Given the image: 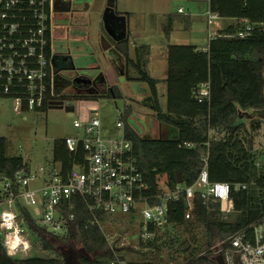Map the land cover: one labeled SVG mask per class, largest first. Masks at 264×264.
I'll return each mask as SVG.
<instances>
[{"label":"trees","instance_id":"1","mask_svg":"<svg viewBox=\"0 0 264 264\" xmlns=\"http://www.w3.org/2000/svg\"><path fill=\"white\" fill-rule=\"evenodd\" d=\"M209 8L223 19H235L239 24L219 31L205 50L196 45L169 46L166 111L158 97L160 80L145 70L147 48H137L136 60H132L129 57L130 33L118 37L120 52L138 73L136 78L128 77L129 81L145 84L146 97L154 98V118L159 133L142 136L125 125L127 137L134 142L140 169L153 191H161L158 187L161 176L167 177V186L171 189L177 186L179 173L185 185L194 184L204 168L205 156H208L211 182L249 185L245 190L231 192L234 220H225L219 203L205 204L199 195L194 200L192 219L186 220L184 198L171 201L166 230L154 242L142 246L148 249V255H154V261L163 264H221L215 259L216 255L209 252L216 240L264 220V153L253 152L250 132L243 124L245 116L241 117L250 110L264 112V0H209ZM117 14L125 19L129 16ZM245 21L255 26L247 37L242 38L237 34L244 29ZM172 24L170 18L165 28L168 36ZM82 85H79L80 90L76 88L60 99L72 103L99 96L120 97L116 86L106 93L97 91L88 95ZM204 85L208 86L209 96L200 100L199 92ZM50 95L53 96V92ZM259 129L260 124L252 123V130ZM187 143H193L195 148H187ZM10 151L11 143L0 137V172L13 178L19 170L30 165L22 156ZM52 152L53 160L61 161L66 169L69 168L71 157L64 139L54 142ZM74 212L75 232L66 238L47 234L26 210L24 216L31 231L41 239L44 250H53L56 240L69 242L79 237L86 252L80 255L79 264H109L107 260L90 258L95 253H108L110 248L101 229L87 224L93 215L86 203L77 202ZM201 226L204 228L199 237L197 231ZM0 264H65V260L37 254L27 259L13 258L7 254L0 232Z\"/></svg>","mask_w":264,"mask_h":264},{"label":"built area","instance_id":"2","mask_svg":"<svg viewBox=\"0 0 264 264\" xmlns=\"http://www.w3.org/2000/svg\"><path fill=\"white\" fill-rule=\"evenodd\" d=\"M54 4L55 0H0V98L11 99L20 116L54 107L50 95ZM222 19L219 13L208 10L210 39L218 35ZM254 26L245 21L237 36L247 37ZM199 95L200 100L209 96L207 85ZM80 101L84 100L66 102L71 116H80L74 120L77 134L64 138L71 157L69 168L52 159L36 168H22L13 178L0 172V232L8 255L18 259L33 256L31 236L36 234L24 210L47 234L66 238L75 232L74 209L80 201L93 215L87 224L101 229L110 248L97 259L109 264H163L154 261V255H148L142 246L162 235L169 223L171 201L184 198L188 204L185 219L190 220L199 195L205 204L219 203L223 218L229 220L235 210L231 192L247 189V183L211 182L205 156L204 168L194 184L178 183L171 189L167 182H160L161 176V191L154 192L140 169L124 122L117 123L123 127L119 137L104 136L99 108L77 110ZM185 146L195 148L193 143ZM111 226L118 227L115 234L109 231ZM18 236L20 242L15 240ZM209 252L220 256L221 264H264V220L217 239Z\"/></svg>","mask_w":264,"mask_h":264},{"label":"rangeland","instance_id":"3","mask_svg":"<svg viewBox=\"0 0 264 264\" xmlns=\"http://www.w3.org/2000/svg\"><path fill=\"white\" fill-rule=\"evenodd\" d=\"M108 3L109 0H100L101 6H107ZM115 7L118 12L129 15L126 16V21L130 31V56L135 55V47L147 48L145 70L152 76L159 78L168 74L167 57L170 45H196L200 50H205L209 45L207 23L209 0H116ZM180 9L183 11L180 12ZM91 15L93 21L89 27L88 49L80 51L79 44L72 43L73 53L77 57V66L86 67L87 75L94 77L99 72L91 63L95 61L99 63L101 71L106 77L101 87L105 89L107 85L118 87L120 97L99 96L94 100L80 101L76 104V109L85 108L89 110L91 106H97L104 136L119 137L123 131V127L117 126L119 121L124 122V126H131L142 136H152L158 129V123L154 118L153 107L142 103L144 96L148 95L146 94L147 86L143 83L126 80L124 76L119 77L116 74L111 61L114 53L100 51L98 47L99 18L94 13ZM170 18L173 24L168 36L165 28L169 24ZM237 24L239 23L235 19L224 18L217 28L218 31H221L230 25ZM88 64L90 65L88 66ZM130 75L135 77L137 73L130 69ZM94 86L96 90L90 89V93L93 94L97 90H102V88ZM158 88L160 105L166 111L167 84L164 86L161 83ZM70 92L73 91L69 90L66 93ZM66 106L67 103L63 108L54 106L47 107L45 110L30 111L23 114L26 117L24 119L23 116L17 115L14 111V104L11 99L0 98V137L7 138L11 143V154L22 156L33 168L51 163L54 142L68 136H75L78 132L74 126V120L80 116H71L70 112L66 110ZM248 113L252 114V117L245 116L243 124L250 132L253 152L262 155L264 153V117L259 116L254 110H250ZM252 123L260 124V129L252 130ZM260 158L258 159L259 163ZM160 182L166 184L167 177L162 176ZM231 215L229 220H234L236 214ZM110 228L109 231L112 234H115L118 229V227L112 226ZM203 228L204 226H201L197 231L199 237L202 236ZM31 238L33 240V254L41 257L65 260L68 254L71 256L74 253L80 255L86 253L79 237L71 239L69 242L56 240L53 250H44L38 236L32 235ZM97 256H101V253L92 254L90 258L95 259ZM215 259L221 261L220 256L216 255ZM69 260L70 264H74L71 257Z\"/></svg>","mask_w":264,"mask_h":264},{"label":"flooded vegetation","instance_id":"4","mask_svg":"<svg viewBox=\"0 0 264 264\" xmlns=\"http://www.w3.org/2000/svg\"><path fill=\"white\" fill-rule=\"evenodd\" d=\"M115 4L116 0L114 2V7H109V3L107 6H101L100 0H55L54 12L56 28L53 41L54 54L51 65V83L54 102L62 101L60 97L65 95L69 90H75L76 88L80 90L79 85H82V83L86 81H88V84L82 85L84 86L82 89L87 90L86 92H88V95H92L90 89L96 90L93 85L102 88L101 86L104 83V78L106 80L99 63L96 61L91 64L98 69V76L89 77L85 72L86 67L77 66V57L72 50V43L79 44L78 47L80 51L88 49L87 44L90 39L89 27L93 21L92 13L99 18L98 47L101 52L106 53L111 51L114 53L111 61L116 74L119 77L124 76L126 80H129L128 77H132L130 75V69H133L137 73V70L132 65H128L126 58L118 48V37L125 36L127 33H130V31L128 30L125 17L117 14L118 11ZM101 23L108 29L113 40L116 41V44L108 50H105V47H107L109 43L103 38ZM60 43H62V45H60ZM132 60H136V54L135 58ZM89 65L90 64H88V66ZM127 73L128 75L126 76ZM137 76H135V78ZM133 82L141 83L138 81ZM112 87L114 86L107 85L106 89L102 88L103 91L97 90L98 92H96L106 93L109 92ZM145 97L146 96H144V98ZM63 102L66 103L67 101L63 100Z\"/></svg>","mask_w":264,"mask_h":264},{"label":"water","instance_id":"5","mask_svg":"<svg viewBox=\"0 0 264 264\" xmlns=\"http://www.w3.org/2000/svg\"><path fill=\"white\" fill-rule=\"evenodd\" d=\"M114 2H115V0H109V7H114ZM101 28L103 30L102 31L103 38L109 43V45L107 47H105V50H108L109 48H111L112 46H114L116 44V41L113 40L112 35L109 33L108 29L105 28L102 23H101ZM142 103L153 107L154 106V98H153V96H147L146 98L143 99ZM64 104L65 103L63 101H59V102H55L53 105L56 106V107L63 108ZM116 106H117V103H116ZM66 110L67 111H71V108L70 107H66ZM257 114L259 116L264 117V112H262V111H258ZM70 115H71V113H70ZM243 116L249 117V114L248 113L241 114V117H243ZM177 182L179 184L184 182V180H183V178L181 176V173L178 174V181ZM185 206L187 207L188 204H185ZM70 257L72 258V262L74 264H79V258H80V254L79 253H74L71 256H70V254L66 255L65 264H70V260H69Z\"/></svg>","mask_w":264,"mask_h":264},{"label":"crops","instance_id":"6","mask_svg":"<svg viewBox=\"0 0 264 264\" xmlns=\"http://www.w3.org/2000/svg\"><path fill=\"white\" fill-rule=\"evenodd\" d=\"M210 9V8H209ZM121 13V12H120ZM109 26H110V24H109ZM111 27V26H110ZM129 41H130V35H129ZM131 43H132V41H131ZM137 48H139V47H135V54H136V49ZM130 55V54H129ZM132 59H134L135 58V55L132 57V56H130ZM152 76V75H151ZM153 78H155V79H158V80H160V83L158 84V86H157V89H158V97H159V86H160V84L162 83V84H164V86H166V82H165V80H166V78H167V75H164L163 77H155V76H152ZM109 86V85H108ZM111 86V85H110ZM160 101V100H159Z\"/></svg>","mask_w":264,"mask_h":264},{"label":"bare ground","instance_id":"7","mask_svg":"<svg viewBox=\"0 0 264 264\" xmlns=\"http://www.w3.org/2000/svg\"><path fill=\"white\" fill-rule=\"evenodd\" d=\"M22 238H20L19 236L15 239L16 242H20Z\"/></svg>","mask_w":264,"mask_h":264}]
</instances>
